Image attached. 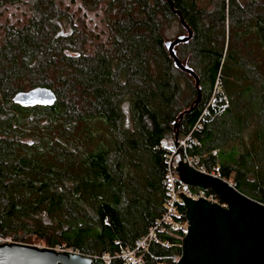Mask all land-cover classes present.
<instances>
[{"label": "trees", "instance_id": "trees-1", "mask_svg": "<svg viewBox=\"0 0 264 264\" xmlns=\"http://www.w3.org/2000/svg\"><path fill=\"white\" fill-rule=\"evenodd\" d=\"M171 1L192 32L174 52L198 77L196 105L193 79L165 47L167 25L186 33L165 0H106V38L91 52L87 30L56 0H0L29 8L20 26L2 27L0 41L1 237L125 264L122 253L155 227L141 264H174L183 234L157 224L167 201L159 142L174 133L197 169L231 178L264 205V0H211L207 9ZM80 2L90 11L99 0ZM36 86L55 101L11 102ZM213 89L223 107L203 113ZM190 189L217 199L206 186ZM175 208L184 222L183 205Z\"/></svg>", "mask_w": 264, "mask_h": 264}, {"label": "water", "instance_id": "water-1", "mask_svg": "<svg viewBox=\"0 0 264 264\" xmlns=\"http://www.w3.org/2000/svg\"><path fill=\"white\" fill-rule=\"evenodd\" d=\"M165 1L186 32L167 40L165 47L173 65L193 79L196 94L192 104L196 105L200 99L198 77L179 61L174 52V46L190 39L192 32L180 12L173 8L172 1ZM54 101L52 90L43 86L17 91L11 98L13 104L21 107L49 106ZM191 109L190 106L184 112ZM181 116L179 113L177 119ZM177 175L188 186L210 188L221 204L177 194L184 207L187 226L174 264H264V205L236 190L226 180L199 171L187 163H177ZM90 263L91 257L77 252L13 241L0 243V264Z\"/></svg>", "mask_w": 264, "mask_h": 264}, {"label": "rangeland", "instance_id": "rangeland-1", "mask_svg": "<svg viewBox=\"0 0 264 264\" xmlns=\"http://www.w3.org/2000/svg\"><path fill=\"white\" fill-rule=\"evenodd\" d=\"M105 1L106 0H99L98 6L95 9L88 11V10L84 9L80 0H56V2L59 4L60 7L68 8L69 13L72 14L73 17L77 18L75 23L79 28L87 30V33L89 35H88V40H87L85 47H86V50L88 52L92 51L93 46L97 42L104 41L106 38L107 28L105 26L106 21H105V17H104L105 14L103 11V6L105 4ZM195 2H196V5L198 7L207 9L210 6L211 0H195ZM28 14H29V8L23 3L4 2L3 4H1L0 5V41H1V37H2V27L3 26H7V25L20 26L25 21ZM163 32H164V35L167 38V40L174 38L177 35L185 34V33H183V31L179 30V25H177V22H175V21L170 23L169 25H167L163 29ZM217 86H218V82H217ZM226 100H227V98H226ZM184 139L186 142V138H184ZM172 140H174V139L167 137V138L162 139L159 142V144L168 151V154H170L172 152L170 145L173 144L176 146V145L182 144L181 140H183V139L179 140L178 142H176L175 140L173 142ZM225 149H226V147H223L224 152H226L228 150V149H226V150ZM176 152H177V150L171 156L175 157ZM227 153H228V151H227ZM177 156L178 155H176V157ZM194 163L195 162H192V167L196 168ZM210 174L217 176L214 173H210ZM224 180H226L230 185L233 186V182H232L231 178L224 179ZM212 200H213V202H217V199H215L214 197H212ZM179 201H180V199H179ZM7 238H6V240L11 241L10 238H8V239ZM30 244L31 245H37V246H43L42 245L43 243L41 241L35 239V238H33V243H30ZM55 249L67 250V249L59 248L58 246L55 247ZM90 250H91V248H88L87 252H89ZM69 251H72V250H69ZM72 252H77V251H72ZM129 252H131V249H128V251L126 250V252H123L122 255L124 257L129 258L128 256H126V254H129ZM77 253L82 254L81 252H77ZM86 254H89V253H86ZM82 255H84V254H82ZM137 256L138 257L135 260L129 258V260H126L125 264H141L140 253H138ZM175 258H176V256L172 255V259L174 260ZM103 259L107 260V258L105 256L103 257Z\"/></svg>", "mask_w": 264, "mask_h": 264}, {"label": "built area", "instance_id": "built-area-1", "mask_svg": "<svg viewBox=\"0 0 264 264\" xmlns=\"http://www.w3.org/2000/svg\"><path fill=\"white\" fill-rule=\"evenodd\" d=\"M218 90L217 89H213L210 97L208 98L206 104H205V108L203 110V113H206L207 108L211 107L214 111L217 109H222L221 105H217V102H219L221 99H223V97H218ZM222 101V100H221ZM182 144L179 145H173L171 144L170 147L172 149V152L170 154L167 155V158L165 160L166 162V171H165V175L164 178L162 180L163 185L165 186V195H166V205H165V209L163 211V213L160 216V219L158 220L157 224H159L160 222H165V223H173L176 227L179 228V230H181L182 232V237L184 236V234L186 233V220L184 222L178 223L177 221H175L174 216H176V203L180 202V196H178L177 194L180 193L186 197H189L193 200H196L198 198H202L205 199L209 202H213L212 200V194H206L204 192V190L202 189H196V190H192L190 189V186L182 183L177 175V163L178 162H184L187 163L188 165L192 166V162H196V157H190V156H184L183 154H181L180 152H178L179 148H184V146L186 145L185 139L181 140ZM177 150V152L175 153V157H172L171 155ZM176 155H178L176 157ZM197 169V168H195ZM199 170V169H197ZM202 171V170H199ZM204 172V171H202ZM213 175V174H212ZM213 203H218V202H213ZM219 204V203H218ZM156 224V225H157ZM155 228V227H154ZM150 229L148 231V233L146 235H144L143 237L139 238L133 248H131V252H129V254H126V256H128L130 259H137V255L140 251H142L143 249H146V246L148 244L149 241L151 240H155L154 236H153V229ZM4 242H8V240H6L5 237H1L0 236V243H4ZM128 251V250H127ZM176 258L173 260L174 262H176V260L178 259L179 255H175ZM172 258V256H171Z\"/></svg>", "mask_w": 264, "mask_h": 264}, {"label": "crops", "instance_id": "crops-1", "mask_svg": "<svg viewBox=\"0 0 264 264\" xmlns=\"http://www.w3.org/2000/svg\"><path fill=\"white\" fill-rule=\"evenodd\" d=\"M207 134H208V132H207Z\"/></svg>", "mask_w": 264, "mask_h": 264}]
</instances>
